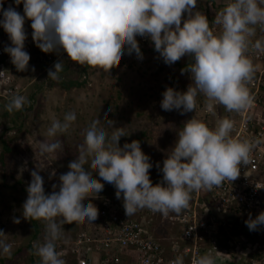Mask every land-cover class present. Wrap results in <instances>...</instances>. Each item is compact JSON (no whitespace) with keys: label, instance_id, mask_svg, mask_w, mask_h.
<instances>
[{"label":"clouds","instance_id":"clouds-1","mask_svg":"<svg viewBox=\"0 0 264 264\" xmlns=\"http://www.w3.org/2000/svg\"><path fill=\"white\" fill-rule=\"evenodd\" d=\"M23 4V15L15 7L4 8L0 0V27L7 33L11 46L4 51L18 72L29 70L30 54L25 51L27 34L25 21H31L32 40L44 53L62 50L80 66H90L110 73L118 67L125 54L135 53L143 59L137 36L148 38L159 58L171 66L183 57L193 62L181 69L190 74L186 91L168 87L162 93L161 108L184 115L197 108V97L205 98L208 112L216 115V105L229 113L245 114L252 119L254 103L248 84L256 68L249 51L264 54V38L253 42L257 27L264 31V0H233L215 16L220 26L214 34L208 18L197 10V0H14ZM187 18L184 19V15ZM183 20V23H182ZM48 70V79L59 82L63 61ZM35 71V68H32ZM30 103L22 95H14L5 104L7 112L22 111ZM76 113L68 112L63 121L53 119L47 137H61L76 121ZM94 119L84 130L83 142L77 146V158L68 164V171L59 176V185L46 194L44 179L39 174L44 166L31 171L26 188L27 199L22 215L27 220L43 221V243H34L35 255L41 264H66L57 252V242L63 239V225L85 224L98 218V208L90 198H98L104 183L93 172L116 189L117 199H123L125 215L131 217L148 209L167 217L180 215L190 207L192 194L221 187L224 181H235L242 166L251 163L252 152L264 140H240L232 137L235 121L222 118L214 129L195 118L187 120L178 138L163 161L162 181L153 185L150 157L140 142L133 140L121 147L124 128ZM106 129H112L111 133ZM63 152L60 138L39 141L38 155L45 164L50 157ZM88 165V167H85ZM58 187V191L56 190ZM88 200L87 204L84 202ZM14 223H20L14 219ZM249 231L264 226V212L245 221ZM0 255H12V244L0 230ZM171 264H184L177 256ZM194 264H216L211 252L198 257Z\"/></svg>","mask_w":264,"mask_h":264},{"label":"rangeland","instance_id":"rangeland-1","mask_svg":"<svg viewBox=\"0 0 264 264\" xmlns=\"http://www.w3.org/2000/svg\"><path fill=\"white\" fill-rule=\"evenodd\" d=\"M140 39L137 37L140 49H145L143 59L137 58L135 53L125 54L119 66L108 74L76 64L62 50L52 53L55 60L45 61L46 53L37 46L30 53L28 71L18 72L14 66L11 74L21 85V95L30 103L24 106L25 111L15 122L16 112L8 118L4 116V106L9 100H0V230L12 244L11 257L0 255V264H41L33 245L44 242L45 230L34 239L31 221L22 215V205L27 199L26 188L31 182L30 173L44 166L39 174L44 179L46 194H50L52 186L59 185V176L66 173L68 164L77 158V146L84 138L82 133L94 119L104 123L107 117L114 122V127L125 129L127 136L121 137V147L126 142L139 141L153 165L149 173L153 185L162 181L163 174L156 165L162 168L164 159L177 141L178 132L187 120L198 117V105L204 102V98L198 96L196 110L184 115L176 110H162L160 104L166 88L186 91L192 83L189 73L181 74L188 56L171 66L166 65L155 52L152 42L148 39V43H140ZM57 61H63L64 67H68L65 75L60 73L61 79L62 76L72 78L79 81L80 86L64 90L57 82L48 79V70L54 71ZM33 67L35 71H32ZM68 112H75L77 118L67 133L56 137L63 143V152L57 158L50 157L44 164L38 155L39 141L56 139L47 137V129L53 119L63 121ZM106 130L109 134L112 131ZM3 140L11 144L10 153L5 154ZM93 176L104 183V189L98 198H90L91 202L96 204L108 199L124 210L123 199L116 198L114 186L105 183L95 172ZM14 219H19L20 223H14ZM80 228L75 222L63 225V239L57 242L56 250L63 241L72 245Z\"/></svg>","mask_w":264,"mask_h":264},{"label":"built area","instance_id":"built-area-1","mask_svg":"<svg viewBox=\"0 0 264 264\" xmlns=\"http://www.w3.org/2000/svg\"><path fill=\"white\" fill-rule=\"evenodd\" d=\"M9 5L23 15V4L17 6L14 0H3L5 9ZM25 30V51L30 54L36 47L30 20L26 19ZM213 31L218 35L220 26ZM259 32L257 27L251 37L253 42L259 38ZM261 38H264V32ZM6 46H11V41L0 27V100L22 94L21 85L11 74L14 65L4 51ZM249 56L256 68L254 79L248 84L254 97L250 109L252 119H247L248 113H229L222 105H216V115H213L207 111L204 97L202 106L198 105L200 110L196 119L214 129L219 119L231 118L235 121L233 138L264 140V54L250 50ZM44 57L45 61L55 60L52 53H46ZM251 155V163L242 166L235 181L226 180L221 187L211 191L194 192L190 207L180 215L170 213L165 217L144 209L127 217L120 205L108 199L94 203L99 211L98 218L93 224H80L81 229L72 245L63 241L58 244L57 252L66 264H123L124 257L133 264H171L177 256L183 257L184 264H194L198 257L209 252L216 260L264 264V226L249 231L245 224L249 216L255 219L264 212V143ZM171 225H178L180 237L173 238L172 245L166 248L157 236V230Z\"/></svg>","mask_w":264,"mask_h":264},{"label":"crops","instance_id":"crops-1","mask_svg":"<svg viewBox=\"0 0 264 264\" xmlns=\"http://www.w3.org/2000/svg\"><path fill=\"white\" fill-rule=\"evenodd\" d=\"M232 0H197V10H199L202 14H204L208 20L210 28L213 30L218 28V25L214 24L215 16L218 12H220L224 7H226ZM264 6V5H262ZM187 18V14L184 15V19ZM183 23V20H182ZM264 31L259 32L258 37H262ZM258 38V39H259ZM181 229L178 225H171L169 227L165 226L164 229L157 230V236L162 239L164 246L166 248L170 247L171 241L173 238L178 239L180 237ZM123 264H133L131 260L124 257ZM216 264H245L243 261L239 262H226L223 260H216Z\"/></svg>","mask_w":264,"mask_h":264},{"label":"trees","instance_id":"trees-1","mask_svg":"<svg viewBox=\"0 0 264 264\" xmlns=\"http://www.w3.org/2000/svg\"><path fill=\"white\" fill-rule=\"evenodd\" d=\"M139 38H141V37H139ZM140 40H141L140 43H148V41H149L148 38L145 39L144 37L141 38ZM144 51H145V49H141V52H144ZM192 62H193L192 58L191 57H188V59L186 61V66L187 65H190ZM67 70H68V67H64V70H63L62 74L65 75L66 74L65 72ZM57 83L64 90H70V89H72L75 86H80L81 85V83L79 81L73 80L72 78H69V77H66V76H62V79H60V81L57 82ZM24 111L25 110L16 112V115H15V118L13 119V121L16 122V120L22 116V114H23ZM10 114L11 113H9V112L6 111L5 114H4V116L8 118ZM20 114H21V116H20ZM3 143H4V146H5V154L6 153H10V151H11V148H10L11 147V144L8 143V142H6L5 140H3ZM30 221H31V225H32V227L34 229V239H37V237L41 233V231L42 230H45V224H41L37 220H30Z\"/></svg>","mask_w":264,"mask_h":264}]
</instances>
